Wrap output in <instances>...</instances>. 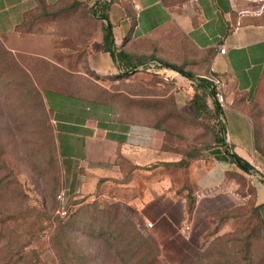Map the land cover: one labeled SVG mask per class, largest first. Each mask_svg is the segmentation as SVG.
<instances>
[{
  "label": "rangeland",
  "instance_id": "rangeland-1",
  "mask_svg": "<svg viewBox=\"0 0 264 264\" xmlns=\"http://www.w3.org/2000/svg\"><path fill=\"white\" fill-rule=\"evenodd\" d=\"M162 1L170 9L181 10L189 0ZM78 2L59 0L55 5H48L41 0L14 32L0 35V221L3 222H0V229L6 228L5 221L21 216L22 212L27 214L28 221L43 219L44 225L50 224L46 213L51 209V218L58 214L80 213L82 218L89 217L90 226L84 225L86 219L68 230L77 241L78 249L89 254V264H122L114 248L87 233L101 232L100 228L110 219L103 216H111L108 211L115 210L113 219L121 226L133 227L139 223L142 231L158 242L156 222L142 219L137 207L127 205L129 197L126 200L121 196V190L116 189L119 187L114 183L95 194H71L65 204L59 201L58 195L65 181L51 91L64 89L65 95L110 105L120 119L158 129L160 148L168 152L167 156L174 162H179L165 166L158 175L160 178L171 176L179 186L176 189L179 194H186L184 190L190 187L187 185V162L200 159L205 151L216 147L215 137L222 133L213 109L195 111L192 95L182 104L177 101L174 81L165 83L160 76L149 72L120 77L121 71L114 74L93 71L88 48L102 33V21L92 17L89 6ZM242 7L252 11L262 9L260 18L264 19V0H249ZM104 22L110 23L105 19ZM163 34L174 39L176 46L173 51H163L162 58L170 64L184 66L188 72L205 73L201 63L204 53L193 46L182 30L177 27L165 30ZM149 39L157 40V36ZM169 71L166 74L181 76L174 68ZM207 100L213 108L210 97ZM257 145L264 151V140L260 135ZM71 152L72 149H65V164L71 161L68 157ZM126 164L127 160L123 159L121 165H129ZM149 174L144 171L145 181L151 179L147 177ZM68 177L72 178L70 170ZM233 177L239 183V203L201 220L202 237L190 235L188 245L187 229L182 238L177 233L162 240L165 248L161 247L165 251L159 247V253L163 264L187 261L193 264L196 260L195 264H264L262 233L252 241L254 253L244 251L246 239L258 224L257 180L241 166ZM152 191L165 194L167 189ZM150 197L145 195V200ZM150 206L145 204L143 208ZM29 208H35L37 212L30 214ZM85 208L90 210L88 215ZM149 222L153 225L149 226ZM228 233H232L230 237ZM38 249L42 264H54V254L50 250L41 245ZM36 260L34 257L32 262Z\"/></svg>",
  "mask_w": 264,
  "mask_h": 264
},
{
  "label": "crops",
  "instance_id": "crops-1",
  "mask_svg": "<svg viewBox=\"0 0 264 264\" xmlns=\"http://www.w3.org/2000/svg\"><path fill=\"white\" fill-rule=\"evenodd\" d=\"M87 1L97 5L100 0ZM247 1L189 0L181 10H173L162 0H118L109 10L117 50L132 28L130 12L137 15V24L126 45L130 51L137 46L143 48L142 44L155 35L159 45L174 46V39L163 32L177 27L197 48L215 50L211 70L221 76L225 84L227 106L223 115L227 142L223 133L221 145L205 151L203 157L187 167L190 187L184 192H195L197 196L193 212L189 211L187 195L176 191L179 186L173 178L158 175L166 166L162 162H174L167 156L168 152L160 148L158 129L124 121L110 105L89 103L63 94L64 89H57L51 91L50 101L55 112L65 181L63 189L67 196L95 194L114 183L119 187L116 189L121 190V196L126 200L129 197L128 206L137 207L142 219L156 222L160 237L157 243L162 252L165 251L162 240L177 233L182 238L186 229L188 245L190 235L202 237L201 220L239 203V183L233 177L239 172V165L227 153L230 149L255 167L250 173L257 180L256 200L264 222V151L257 145L259 135L264 140V19L260 18L262 9L252 11L242 7ZM37 5L38 0H0V35L14 32L26 12ZM221 46L226 48L225 53L219 51ZM88 60L91 69L99 74H114L121 69L117 58L105 50L102 33L91 41ZM167 75L179 85L176 97L182 104L193 93V80L182 74ZM210 101L216 105L214 98ZM65 149H72L68 154L71 161L66 164ZM123 159L128 166L121 165ZM148 166L152 167L145 168ZM144 171L150 173L147 177L151 179L145 181ZM163 188L167 189L165 194L152 191ZM145 195L152 197L145 200ZM145 204L151 206L144 209ZM178 264H188V261Z\"/></svg>",
  "mask_w": 264,
  "mask_h": 264
},
{
  "label": "trees",
  "instance_id": "trees-1",
  "mask_svg": "<svg viewBox=\"0 0 264 264\" xmlns=\"http://www.w3.org/2000/svg\"><path fill=\"white\" fill-rule=\"evenodd\" d=\"M40 1L41 0H38V5L32 10L36 9L39 6ZM44 1L48 5H55L57 2H59V0H56L52 3L48 2L47 0ZM116 1L118 0H100L97 5L96 3L90 5L87 0H79L78 3L89 6L90 10H92L93 13L92 17L95 19L99 18L102 21L101 30L103 34V43L105 45V50L110 51L111 54L117 58L119 65L123 70V72H119L118 75H120V77H125L128 75L136 74L138 72H149L151 74L160 76L165 81V83L173 82V80L165 79V76L167 75L166 71L170 68L185 70V67L182 65L178 66L168 63L164 58L161 57L160 54H162L165 50L173 51L176 45L162 46L159 45L156 40L147 39V41L142 44L143 48L141 49L138 48V46L137 49L133 51H130L128 48H126L131 32L134 26L137 24L136 13L130 12L132 28L129 31V34L124 37L123 46L118 50L115 49L112 25L111 27H109L107 24H105L104 19L110 21L109 10L111 8V5ZM32 10L26 12L24 20L21 24H19V26H21L25 22L27 14L31 13ZM191 43L193 44V42ZM193 46L197 50H200L204 53V56L201 59V63L205 67V73L198 74L193 71L190 72L197 77L195 81H192V103L194 105L195 111L197 110L198 112L213 109L216 117V123L219 126L221 133L223 134L224 129L220 126L218 108L216 105H213V108H211L208 105L207 100V98L209 97L213 98L214 89L212 88V78L213 76H219L211 70L215 50L212 48L201 50L194 44ZM151 60H158L162 63L161 65H158V70L154 71L150 69L148 65H145L143 68L135 72H130L131 70H134L135 68L146 64ZM173 84L174 88H176L175 82ZM222 134H218L215 137L216 146L222 144ZM227 153L229 154L231 160L238 165L240 163L241 165L239 166H241L243 169L255 170V167L249 161L236 153H232L230 149H227ZM178 163L179 162H162L161 164L171 166ZM189 165L190 162H187L186 166L188 167ZM150 167L152 166H148L145 168ZM186 195L188 199L189 211L193 212V210L195 209L197 196L195 192H189ZM69 197L70 195L67 196L66 203L68 202ZM85 209V213L88 215V212H90V210H88V208ZM34 210L35 208H29L27 209V212L30 214L37 212L36 210ZM114 211L115 210L108 211V214L111 216H103L110 217V219L107 220L105 226H102L100 228L101 232L95 234V231H91L87 233V235L105 245H108L111 248H114L117 251L122 264H163L160 259L158 243L148 237L142 231L139 223H136L135 225H133V227L128 224L121 226L120 223L116 221V219H113V215L115 213ZM52 212L53 210L51 209L50 212L46 213V220L49 221V225H44V223H42L43 219H41L40 221L38 220L30 222L28 221L27 214L25 215L23 214V212L20 213L21 216L13 217V219L8 222L5 221L6 228L0 229V264H42L38 249L40 245L41 247L44 246V249L50 250L54 254V264H89V254L81 250L80 248L78 249L79 245L77 241H75V239L69 234L68 230L75 223L86 221V219L87 221L84 223V225L86 226V228H88L91 224L89 221V217L85 216L82 218L80 213H75L71 215L68 214V216H61L60 214H58L54 218H51L50 215L52 214ZM256 217L258 218V224L252 231V234L246 239L247 244L244 250L246 254H253L254 243L252 241L257 238L260 233H262L264 236V222L260 211V205L257 206ZM0 222L3 223L2 220ZM131 228H134V230H130ZM231 234L232 233H228L227 236L230 237ZM34 257L37 258L36 262H32ZM196 261H194L193 264H195Z\"/></svg>",
  "mask_w": 264,
  "mask_h": 264
},
{
  "label": "built area",
  "instance_id": "built-area-1",
  "mask_svg": "<svg viewBox=\"0 0 264 264\" xmlns=\"http://www.w3.org/2000/svg\"><path fill=\"white\" fill-rule=\"evenodd\" d=\"M219 51L221 53H225L226 52V48L224 46H221L219 48ZM161 64L162 63L160 61H158V60H151V61L147 62L146 64H143V65L139 66V69L143 68L145 65H148L150 67V69L156 71V70H158V65H161ZM120 71L123 72L122 69H120ZM165 79L166 80H173V78L170 77L169 75H166L165 76ZM212 80H213L212 88L214 89V91H213V98L219 104L220 108L223 111V109L227 106L226 89H225V84H224L223 78H221L219 76H213ZM175 84H176V88L178 89L179 88V85L176 82H175ZM224 121L225 120H224L223 112L222 113H219V122H220V126L223 129L225 128ZM224 133L226 135L225 129H224ZM226 142H227V135H226ZM58 198L60 199V201L63 204H65L66 201H67V193H66V191L65 190H62L59 193ZM148 224H149V226H152L153 225L152 222H149Z\"/></svg>",
  "mask_w": 264,
  "mask_h": 264
},
{
  "label": "water",
  "instance_id": "water-1",
  "mask_svg": "<svg viewBox=\"0 0 264 264\" xmlns=\"http://www.w3.org/2000/svg\"><path fill=\"white\" fill-rule=\"evenodd\" d=\"M106 20V19H105ZM108 26L109 27H111V24L110 23H108ZM115 49H116V47H115ZM139 69V67H137V68H135L134 70H131L130 72H135V71H137ZM177 72H179V73H181V74H184V75H186V76H188L189 78H191L193 81H195L196 79H197V77L195 76V75H193L192 73H190V72H188V71H185V70H182V69H178V68H174ZM216 105H217V108H218V110H219V113H222L223 111H222V109L220 108V106H219V104L216 102ZM239 165H241L240 163H239ZM247 171H249V172H252L253 170H251V169H247Z\"/></svg>",
  "mask_w": 264,
  "mask_h": 264
}]
</instances>
